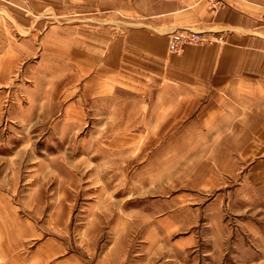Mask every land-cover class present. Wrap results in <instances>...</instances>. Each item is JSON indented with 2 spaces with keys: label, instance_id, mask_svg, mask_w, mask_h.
Instances as JSON below:
<instances>
[{
  "label": "rangeland",
  "instance_id": "374dc122",
  "mask_svg": "<svg viewBox=\"0 0 264 264\" xmlns=\"http://www.w3.org/2000/svg\"><path fill=\"white\" fill-rule=\"evenodd\" d=\"M52 2L36 15L116 32L148 0ZM28 61L0 73L7 262L264 264L253 154L221 151L237 138L196 135L155 81L68 95L69 83L47 80L44 63L29 72Z\"/></svg>",
  "mask_w": 264,
  "mask_h": 264
},
{
  "label": "crops",
  "instance_id": "0c3cea01",
  "mask_svg": "<svg viewBox=\"0 0 264 264\" xmlns=\"http://www.w3.org/2000/svg\"><path fill=\"white\" fill-rule=\"evenodd\" d=\"M221 1L211 10L204 0H148L139 22L107 32L99 24L36 15L52 8V0H6L0 73L37 57L25 69L44 63L47 80L69 83L68 95L111 93L122 80L155 81L196 135L237 138L235 147L221 151L240 154L241 162L252 153L253 184L264 185V0ZM186 27L206 30L214 40L168 51L166 32ZM3 201L0 192V218ZM5 238L0 226V264H20L7 262L13 249Z\"/></svg>",
  "mask_w": 264,
  "mask_h": 264
},
{
  "label": "built area",
  "instance_id": "2783aa9c",
  "mask_svg": "<svg viewBox=\"0 0 264 264\" xmlns=\"http://www.w3.org/2000/svg\"><path fill=\"white\" fill-rule=\"evenodd\" d=\"M207 7L215 10L220 4L221 0H204ZM166 48L170 52H181L185 44H201L213 41L214 38L206 30L194 28H179L172 29L166 32Z\"/></svg>",
  "mask_w": 264,
  "mask_h": 264
}]
</instances>
